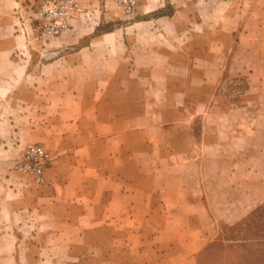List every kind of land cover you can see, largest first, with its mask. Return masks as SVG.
<instances>
[{
	"label": "crops",
	"instance_id": "obj_1",
	"mask_svg": "<svg viewBox=\"0 0 264 264\" xmlns=\"http://www.w3.org/2000/svg\"><path fill=\"white\" fill-rule=\"evenodd\" d=\"M5 1L9 13L17 2ZM79 1L82 12L66 34L70 38L54 42L49 61L32 60L29 52L20 54L21 41H0V94L6 99L0 106L24 110L0 122L11 127L8 137H0V264H65V255L88 236L105 238L106 223L150 219L158 205L159 175L175 168V151L163 149L162 142L177 140L176 125L153 122V110L167 116L174 108L171 93L182 91L171 90L168 80L150 82L151 93L163 94L160 105L151 98L132 101L119 93L127 92L120 86L131 85L132 77H153L156 72L169 78L163 63H169L172 55L156 49L159 41H171L164 33L190 34L193 27L204 30L207 21L217 33L224 15V23L232 27L227 41H234L236 50L243 41L247 47L244 66L238 70L250 80L247 93L254 92V79L264 78V0L234 4L226 11L217 0H169L172 7L165 0H146L139 7L141 14L163 9L169 14L101 32H96L100 24L114 15L107 11L110 0ZM177 14L184 15V24ZM16 51L20 57L13 54ZM200 62L206 63V57ZM156 66L158 71L150 70ZM247 104L250 113L239 123L244 128L239 137L245 139L238 137L245 143L234 151L216 148L212 155L216 159L256 155L252 133L255 126H264V87L262 98L251 94ZM258 105L262 117L254 114L261 111ZM31 108L48 115L39 113L31 119L25 114ZM32 121L51 134L45 143L53 161L46 184L31 190L12 167ZM19 123L23 128H16ZM188 135L184 133L182 141L190 142ZM229 165L231 174L232 159ZM89 249L106 253L103 241Z\"/></svg>",
	"mask_w": 264,
	"mask_h": 264
},
{
	"label": "rangeland",
	"instance_id": "obj_2",
	"mask_svg": "<svg viewBox=\"0 0 264 264\" xmlns=\"http://www.w3.org/2000/svg\"><path fill=\"white\" fill-rule=\"evenodd\" d=\"M50 1L53 0H16L17 5L6 13V1L0 0V41H21L25 45L22 44L20 54L28 55L29 52L32 60L33 57L42 62L52 59L54 55L50 49L54 42L70 38L66 34L82 11L80 1L74 0L77 12L67 20L62 33L48 35L43 32L37 13ZM145 1L140 0L133 12L127 14L118 3L110 0L112 7L107 11L114 15L107 24H100L96 32L169 14L167 9L141 14L139 7ZM166 1V5L172 7L173 2ZM246 2L250 0H217L225 11L234 4ZM182 17L184 15L177 14L178 21L184 24ZM224 21L223 15L221 30L217 33L210 27V21L203 25L204 30L193 27L190 34L182 31L180 34L164 33V37L171 41H159L156 49L172 55L169 63H163L167 71L163 73L169 78L156 76L153 72V77H132L128 79L131 85L120 86L122 91L127 90L126 93L120 92V96L132 101L151 98L156 105L161 104L163 94L161 90L151 93L148 89L150 82L163 84L168 80L171 90L182 91L181 94L171 93L174 108L167 111V116L161 110L159 114L153 110L152 115L153 122L176 125L174 138L177 140L162 142L163 149L175 151L172 159L175 168L172 173L164 170L159 175L158 205L153 207L148 221L106 223L102 230L105 238L88 236L75 245L74 252L65 255V264H264V126H255L252 133L254 157L216 159L212 156L216 148L234 151L243 146L245 141H238L244 129L239 123L250 113L245 110L247 99L251 94L262 98L264 87V78L254 79V92L247 93L250 80L238 72L244 66L242 61L247 47L243 41L237 50L234 49V41L226 38L232 27ZM6 23H10L9 28L3 27ZM13 54H19V51ZM205 57L207 62H200ZM158 67L150 70L158 71ZM5 101L0 94V104ZM260 109V113L257 110L254 113L257 117H262V106ZM22 112V109L8 110L0 106V122ZM39 113L48 115V112H39L35 108L25 112L31 119L39 117ZM16 126L17 129L23 128L21 123ZM10 128L6 123L0 124V137H8ZM30 128L24 144L18 149L12 171L32 190L46 182L38 185L16 169L24 149L31 144L40 145L49 159L48 167L53 155L45 143L51 136L46 127L32 121ZM184 133H189L190 142L182 141ZM230 159L234 162L231 174ZM141 224L143 226L139 228ZM99 241L104 242L105 254L89 249Z\"/></svg>",
	"mask_w": 264,
	"mask_h": 264
},
{
	"label": "built area",
	"instance_id": "obj_3",
	"mask_svg": "<svg viewBox=\"0 0 264 264\" xmlns=\"http://www.w3.org/2000/svg\"><path fill=\"white\" fill-rule=\"evenodd\" d=\"M127 14L133 12L140 0H114ZM233 1V0H230ZM236 1V0H234ZM77 12L74 0H53L44 4L38 10V18L44 33L48 35H59L66 26V22ZM49 159L45 150L36 144L28 145L19 159L16 169L31 177L33 181L42 185L46 182V168Z\"/></svg>",
	"mask_w": 264,
	"mask_h": 264
},
{
	"label": "trees",
	"instance_id": "obj_4",
	"mask_svg": "<svg viewBox=\"0 0 264 264\" xmlns=\"http://www.w3.org/2000/svg\"><path fill=\"white\" fill-rule=\"evenodd\" d=\"M262 214V213H261ZM262 216V215H261ZM251 224V223H250ZM252 257H253V255H252Z\"/></svg>",
	"mask_w": 264,
	"mask_h": 264
}]
</instances>
